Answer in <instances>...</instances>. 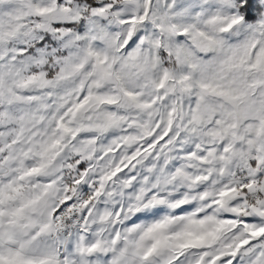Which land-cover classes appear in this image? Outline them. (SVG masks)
<instances>
[{
  "label": "snow or ice",
  "instance_id": "obj_1",
  "mask_svg": "<svg viewBox=\"0 0 264 264\" xmlns=\"http://www.w3.org/2000/svg\"><path fill=\"white\" fill-rule=\"evenodd\" d=\"M44 121L51 134L24 152L38 166L9 167L0 144V264H77L63 171L93 198L122 179L139 202L96 239L85 201L80 257L264 264V0H0V130L19 125L7 149ZM84 121L93 137L120 133L98 179L63 156Z\"/></svg>",
  "mask_w": 264,
  "mask_h": 264
},
{
  "label": "clouds",
  "instance_id": "obj_2",
  "mask_svg": "<svg viewBox=\"0 0 264 264\" xmlns=\"http://www.w3.org/2000/svg\"><path fill=\"white\" fill-rule=\"evenodd\" d=\"M166 59V58H165ZM84 128L79 134V138L76 141L69 140V147L64 152L63 156L67 157L68 160L75 163H84L86 167H94L93 170L96 172V178L98 179L105 172L110 171L111 169V157L105 160L103 157L107 154V149L111 146V141L120 135L119 129H112L109 132L104 133L103 135L96 133L93 137L92 132L89 130V125L87 121H84ZM3 132V135L0 136V144L5 147V159L8 160V166L15 169L20 167H33L38 166L40 157L36 155V152L33 151L29 155L25 156L24 152H27L29 148H32L34 145L39 144L51 134V129L47 125V122H39L35 126L29 127L23 134L24 140L22 143H17L13 146L12 150L7 149V145L12 143V140L19 133L18 124H10L5 128L0 130ZM88 138H93L94 142L81 143V141H86ZM131 146L126 147L123 151L126 152ZM123 154V153H122ZM91 158V159H90ZM63 159V157L61 158ZM138 172L140 169L137 170ZM52 175H55L52 170H49ZM61 177L63 179H61ZM56 179L61 180L60 184L56 187L61 189L65 187H71L74 190L68 193L71 203L67 204L64 209L59 213L63 217L64 232L62 233L64 240L66 242H71L73 244V259L76 260L77 264H104L103 256H94L92 258L80 257L75 254V237L77 236L79 229L77 223L80 222L81 215H88L85 212L84 202L91 200L92 201V210L90 217L88 219V230L90 234L99 233L100 237H107L111 234L114 224L112 223V212L116 209L118 204H128L129 206H135L139 204L138 201L129 200L128 197L131 195L128 185H125L122 182V179L107 182L105 181V187L101 189L103 199L100 197L93 198L89 195V191L83 187L69 185L70 173L69 171H63L60 173V176H57ZM49 175L42 177H33L32 182H48ZM141 186L139 181L137 187ZM60 197L63 198L64 192L59 193ZM57 198V192L54 190L52 192L50 202L54 203ZM142 208L143 205H140ZM169 212L175 211L174 209H168ZM151 212V209L148 210ZM163 214V213H160ZM150 219L151 216L149 215ZM129 220L132 222H142L144 216L140 217V220H137L135 216L129 217ZM63 247L61 251H63Z\"/></svg>",
  "mask_w": 264,
  "mask_h": 264
}]
</instances>
